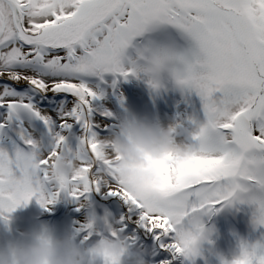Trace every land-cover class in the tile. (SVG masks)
I'll return each mask as SVG.
<instances>
[{"label":"snow or ice","instance_id":"snow-or-ice-1","mask_svg":"<svg viewBox=\"0 0 264 264\" xmlns=\"http://www.w3.org/2000/svg\"><path fill=\"white\" fill-rule=\"evenodd\" d=\"M130 77L199 97L185 171L125 181L99 146L116 125L98 101L111 91L122 103ZM54 159L83 174H53ZM92 193L115 215L75 222L79 241L147 238L151 264H193L201 218L225 207L247 205L264 227V0H0V221L61 196L79 211ZM238 248L234 264H264V239Z\"/></svg>","mask_w":264,"mask_h":264},{"label":"clouds","instance_id":"clouds-1","mask_svg":"<svg viewBox=\"0 0 264 264\" xmlns=\"http://www.w3.org/2000/svg\"><path fill=\"white\" fill-rule=\"evenodd\" d=\"M197 134V129H190L175 118L161 123L142 114L126 119L119 132L100 140L99 146L114 150L116 159L113 163L120 169V175L125 181L140 182L144 179L145 170L152 172L154 178L165 173L169 166L178 172L185 171L192 147L185 144L183 139ZM53 163V174L68 177L83 174L80 165L74 160L54 159ZM86 222L94 221L89 218ZM211 234V230L204 228L196 235L189 251L200 249L205 241L211 243ZM125 240L123 235L113 236L110 231H106L89 243H81L75 233L58 236L47 226L41 225L0 244V264H102L106 256L114 258L118 264H149L145 259L148 252L142 247L126 245ZM236 258L235 255L231 259L217 256L218 264H234Z\"/></svg>","mask_w":264,"mask_h":264},{"label":"rangeland","instance_id":"rangeland-1","mask_svg":"<svg viewBox=\"0 0 264 264\" xmlns=\"http://www.w3.org/2000/svg\"><path fill=\"white\" fill-rule=\"evenodd\" d=\"M111 78L110 75L106 76L108 80H111ZM118 90L123 96L122 103L117 100L116 95H113L111 91H106L109 93L110 102L103 103L102 100L98 101L99 104L108 107L113 112L116 125L113 129L114 133L119 132L121 124L126 119L138 117L142 114H147L154 122L161 123H167L170 119L175 118L186 127L188 126V117L202 118L200 100L195 92H189L187 90L181 92V90L174 88L171 84L166 85V90L151 92L145 84L144 78L136 79L131 77L127 80H121L118 83ZM97 195L95 193L90 194L88 206L81 208L79 211L76 210L77 205L72 201L71 215H75L77 219L79 218V222H84L92 216L97 217L99 214H109L112 208L108 205L100 204L97 200ZM99 199L104 200L107 198L100 196ZM29 205L30 202L26 206ZM55 209H58V204L50 205L49 210L35 209L27 219L15 217L14 213H11L7 224L0 221V226L4 227L3 232L0 229V244L22 236V228L24 225L28 226L29 232L36 229L37 223L46 221L47 219L49 220L53 216L52 212ZM224 210L229 211L234 218H237L242 213L241 211L246 212L247 218L243 219V225L248 235L236 237L227 228L220 229L216 225V218ZM201 222L206 230H211L212 234L209 237L211 243L208 242L207 248L200 246L201 255L195 258L193 264L207 257L210 246L214 244L215 240L220 241L222 244V248L217 249L215 247L214 249L217 251V256L222 255L225 258L231 259L230 257H233L239 251V241L245 240L251 243L258 239H264V227H253L251 223V210L247 208V205H234L230 208H222L212 216L202 217ZM76 238L79 240V237L76 236ZM139 243L148 252L150 245L147 242V238ZM205 243L207 241L202 244ZM216 261L214 264H218V260ZM184 264H189V262Z\"/></svg>","mask_w":264,"mask_h":264},{"label":"bare ground","instance_id":"bare-ground-1","mask_svg":"<svg viewBox=\"0 0 264 264\" xmlns=\"http://www.w3.org/2000/svg\"><path fill=\"white\" fill-rule=\"evenodd\" d=\"M103 103H107L110 102V97H109V93L105 92L104 96L101 98ZM71 203L72 200L71 198H65L63 196H61L57 202L55 204H58V209L53 210V216L51 218H49V220L47 219L46 221L43 222H38L37 223V228L40 227L41 225H45L47 226L55 235H64V234H69V233H74V227L75 225H77L75 222L80 221V219L74 215H71ZM42 209L36 202L35 200L30 201V205L29 206H22V207H18L13 213L15 217L18 218H22V219H27L30 217L31 212L35 209ZM247 208H249L247 206ZM243 214H246L245 211H241ZM105 214H99L97 215V218L103 216ZM109 217L112 218V216H114L115 214L113 213V211H111L109 214ZM247 216V215H246ZM15 219V218H14ZM234 223L242 226L243 225V220L241 219L240 216H238L237 218L234 219ZM244 226V225H243ZM1 231H4V227L0 226ZM242 230L244 232L245 229L242 227ZM29 232L28 226L24 225L22 228V234H25ZM78 240V239H77ZM259 240V239H258ZM218 243V241L215 240L214 244L212 246H210V250L209 253L207 255V257L205 259H201L200 261L194 263V264H206V261L209 260L212 257V260H214L215 256L217 257V251L214 250L216 244ZM202 248H207L208 247V242L205 244L201 245ZM149 251V250H148ZM210 256V257H209ZM209 257V258H208ZM232 258V257H230ZM146 259L149 261V264H151V261L148 259V256H146ZM217 262V261H216ZM215 262V263H216ZM184 263H188L187 261H185Z\"/></svg>","mask_w":264,"mask_h":264}]
</instances>
